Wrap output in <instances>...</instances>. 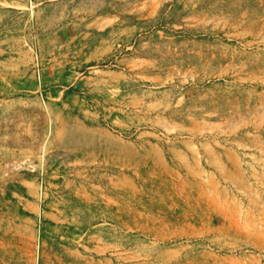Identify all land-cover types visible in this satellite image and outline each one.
Masks as SVG:
<instances>
[{
	"label": "rangeland",
	"instance_id": "1",
	"mask_svg": "<svg viewBox=\"0 0 264 264\" xmlns=\"http://www.w3.org/2000/svg\"><path fill=\"white\" fill-rule=\"evenodd\" d=\"M0 264H264V0H0Z\"/></svg>",
	"mask_w": 264,
	"mask_h": 264
}]
</instances>
